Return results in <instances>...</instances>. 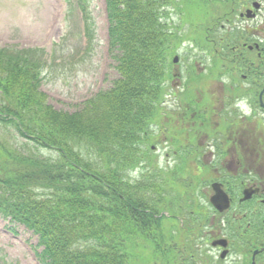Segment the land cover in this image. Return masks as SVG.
<instances>
[{
  "label": "trees",
  "instance_id": "obj_1",
  "mask_svg": "<svg viewBox=\"0 0 264 264\" xmlns=\"http://www.w3.org/2000/svg\"><path fill=\"white\" fill-rule=\"evenodd\" d=\"M169 2L106 0L109 53L117 78L110 89L72 113L55 110L39 91L31 73L37 66L32 64L33 53L39 50L13 53L0 48V124L11 126L24 143L31 141L58 155L55 160L7 149L13 145L0 139L2 153L15 164L10 169L19 175L2 176L9 171L0 168V185L17 198L14 203L12 197L2 200L0 211L38 234L43 264L176 263L171 240L148 233L159 224L148 197L143 199L124 180L128 168L144 158L141 144L147 143V127L159 112L168 79L164 65L173 37L158 14ZM80 9L89 34L86 8ZM191 90L198 92L197 87ZM41 178L49 180L46 198L33 197L26 186L21 191L25 181L31 186ZM146 183L162 194L161 184ZM67 202L72 213L65 227ZM143 246L147 262H140Z\"/></svg>",
  "mask_w": 264,
  "mask_h": 264
},
{
  "label": "rangeland",
  "instance_id": "obj_2",
  "mask_svg": "<svg viewBox=\"0 0 264 264\" xmlns=\"http://www.w3.org/2000/svg\"><path fill=\"white\" fill-rule=\"evenodd\" d=\"M70 1L73 2L74 0ZM228 1L230 0H175L174 4L176 7L174 5L172 8L168 7L170 9L169 16L160 17L159 20L165 23L166 26L173 24L172 31L174 30L176 32L177 41L179 42V40H181L180 43L182 46H192L194 40H192V42H187L184 36L186 35L189 38L195 27H198L200 30L198 39L200 41L202 31L206 26H209V29L205 31L208 32L209 41L212 43V35L215 36L214 38L216 39L225 30L227 33L231 30V23L225 20H223L222 23H228L227 28L224 26L222 29L219 27L214 30L211 29V25L216 23L215 20L218 18V12L224 11L222 8H227ZM202 2H204V4ZM87 5L93 17L94 29V41L89 48L88 46L86 48L83 46V40L78 31L79 22L77 14L74 8H69V5L67 8L65 0H0V46L12 45L18 48L25 46H40L45 49L47 57L52 55L58 58L60 57V63L52 65L49 70L47 69L41 90L45 93L43 95L46 97L47 103L56 110L69 113L80 110L84 102L94 94L110 89L113 85V81L117 78V73L114 69L115 61H113L107 53V22L104 14V0H92V2H88ZM205 12L207 14L203 15ZM202 17H204V19ZM184 19L186 22L183 21ZM195 31L197 32L198 29L196 28ZM199 45L200 43L197 44V51H199ZM180 51L183 56L182 61L179 62L180 68L190 63L194 57H198L195 55L197 54L195 53V49H193L192 52L186 50ZM200 52L201 51H199V53ZM58 58L57 61H59ZM169 64L170 59L165 62L164 68L166 71H169ZM185 78L186 77L182 74L179 78V83H181V81L183 83ZM182 93L184 94V92ZM171 102H175V99L172 98ZM202 108L203 106L200 104V110H202ZM231 126L235 127L233 124ZM178 127L180 134L186 132L184 126L178 125ZM149 131L152 140L155 141V144L158 143L156 144L157 146H155L156 149L153 150L156 155H154L153 159H147L146 157L142 158L144 162L140 167V171L137 172L136 175L135 172L134 175L129 173L130 176L142 182L151 173L157 171L154 167L156 163L158 167L172 170L175 164L183 162L181 170L185 166H187V169L182 170V172H176V175H174L175 179L185 178V181L195 180L191 176L192 170L198 165L195 152L191 149L190 157H188V152L183 157L179 158L177 155H174L175 153L172 154L173 150L169 149L173 144L170 137L176 140L180 138V134L175 137L171 136L168 125L159 122L158 127L154 123ZM159 132L166 135L167 138L161 141L158 139L159 141H156L154 137L157 136ZM215 133L219 135L218 132ZM81 144L84 145L83 141ZM187 146L188 144L180 148L179 152L182 153L185 151ZM207 158V162H209L211 157L208 155ZM166 161L169 162V167L165 166ZM200 163L202 162H199V164ZM204 164L208 166V164ZM209 168L212 169L210 165ZM220 169L223 174L226 172L222 167H218L214 171L211 170L209 172L214 180L220 179L218 173ZM205 173H207L206 169L203 171V174ZM261 174L262 172H260V175ZM239 181L240 180H236L237 183H233L238 187ZM204 183L205 181H201V184L197 187V192L195 194L196 200L199 206L204 209L203 212L209 214L210 222L218 226V221L213 223L214 216L208 210L209 205L206 201L208 190L210 191L209 183H206V185ZM147 189L143 187L140 192L141 195L146 196L149 192ZM260 213L264 214V206L261 208ZM261 214L256 213L251 217L253 218L252 220H261L260 218H263ZM186 223L188 224L189 222ZM6 225L7 222L0 218V264L1 261L6 262V264H38L33 251L40 252L42 249L36 246V235L28 228L18 225H14L16 233L13 234L6 229ZM156 226L157 225H152L148 233L154 232ZM160 226L163 231L172 235V242L179 237H182V241H185L182 246H185L186 242L191 243L195 241L199 248H196L195 244H193V249L194 251H198V259H204L203 261L205 262L203 264H229L230 260L233 261L234 264H248L249 256L247 250L245 249L242 254L236 251V249L242 251L240 246L246 247L241 241L240 245L233 246L232 254L229 250L227 257L221 260L216 259V251L210 250L207 244L204 243L207 242L211 236L207 235L206 239L202 238L201 232L199 231L200 226L191 232L185 230H180L178 232V222L174 219L164 221L160 223ZM184 228L187 229L186 226ZM189 234L195 237L192 241H186L185 236ZM219 234L220 232L218 235ZM188 247L189 244L183 251L181 250V254H184ZM140 252H144L145 254L140 262H147L149 255L144 246ZM176 254H178L177 250ZM198 262L200 263V261Z\"/></svg>",
  "mask_w": 264,
  "mask_h": 264
},
{
  "label": "flooded vegetation",
  "instance_id": "obj_3",
  "mask_svg": "<svg viewBox=\"0 0 264 264\" xmlns=\"http://www.w3.org/2000/svg\"><path fill=\"white\" fill-rule=\"evenodd\" d=\"M222 9L227 11L218 12L219 27L227 28L230 22L231 30L228 33L225 30L214 40L213 63L207 67L203 42L200 87L203 91L213 87L215 92L211 98L216 106L207 114V119H217L221 137L230 146L226 148L228 154L233 158L237 155L229 167L243 169L241 192L246 187L259 188L248 202L236 201L237 195L226 191L230 204L234 205L231 209L253 214L256 207L264 206V172L254 165L255 159L264 158V124L263 128L259 127V121L264 119V0H231L230 8ZM223 20L228 23H222ZM224 177L226 184L231 185V179ZM233 212L234 221L236 213ZM232 233L231 229L229 234L219 235L227 239L228 249L232 248Z\"/></svg>",
  "mask_w": 264,
  "mask_h": 264
},
{
  "label": "water",
  "instance_id": "obj_4",
  "mask_svg": "<svg viewBox=\"0 0 264 264\" xmlns=\"http://www.w3.org/2000/svg\"><path fill=\"white\" fill-rule=\"evenodd\" d=\"M213 189L215 190V195L211 198L212 203L218 207L222 202H226L225 205H227V200H226V195L220 190V185L219 184H214ZM223 200V201H222ZM219 208V207H218ZM219 209H222L219 208Z\"/></svg>",
  "mask_w": 264,
  "mask_h": 264
}]
</instances>
